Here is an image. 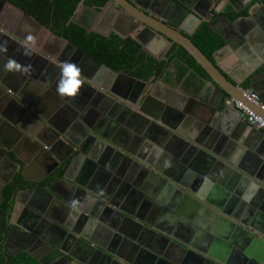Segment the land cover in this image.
Returning a JSON list of instances; mask_svg holds the SVG:
<instances>
[{
    "label": "crops",
    "instance_id": "1",
    "mask_svg": "<svg viewBox=\"0 0 264 264\" xmlns=\"http://www.w3.org/2000/svg\"><path fill=\"white\" fill-rule=\"evenodd\" d=\"M211 1V6L203 3L202 0H190L188 3H192V6L197 7L201 13L208 17L207 20L202 17V23L210 22L213 19L211 27L225 41V45L214 54L213 63L231 84L239 88H245L244 86L247 85L248 87L245 89H251L253 85L258 89V95H262L260 100L264 103V2L253 0L247 5L248 0H221L218 3L214 0ZM141 2L146 3L148 7H157V13H160L164 18L167 16L168 20L177 17L179 23L177 25L183 24L184 28L187 25V27L189 26L187 30L197 26L199 28L202 24H199L191 15L178 9L175 3L165 0L160 2L141 0ZM2 5L3 11L0 13V29L3 31L0 34V79L7 81V84L16 89L18 95L21 96V98H16V101L19 102L20 107L27 111L19 117L18 112L15 111L16 108L12 106V99L4 97V94L0 93L1 114H6L14 121L17 120L21 125L18 128H11L5 126L4 121H0V183L17 176L30 181L44 179L54 169V160L57 158L59 160L68 159L73 141H79V144L84 142V138H86L82 137L84 128L89 127L91 134L98 132L102 135H109L118 118L123 120L127 118L126 110L116 107L115 100L132 109L129 99L133 98L132 96L137 91H145L148 93L149 99L140 109L138 105L134 106L133 112L137 111L140 117L144 116L158 122L161 128L164 127L165 130L173 133L164 144H152L157 151L154 155L155 165L174 164L176 169L172 172L173 178L185 181L187 189H182L183 196L175 198L174 194L169 193L165 187L160 189L150 187L148 191L144 190V180L138 186L136 185L132 189L128 188L124 193L125 199H122L121 203L126 205V210L129 212L139 214L149 225L139 223L140 226L137 227L132 224V221L138 222L133 218L129 223L122 221V234L119 233L118 237L107 239V241L102 237L97 238L98 243L104 244L114 252L120 250L122 256L119 260L122 264L137 261H142L141 264H156L158 261L152 258L155 252L166 258L165 260L168 262L164 264H196L195 261L198 259L190 256L192 252L209 253L211 257L207 255L205 257L212 260L214 264H240L244 261V254L253 245H251L252 239L248 238L249 231H252L253 235L257 233L258 237L263 239L264 244V235L260 231L252 229V224L257 228H262L264 225V219L257 215L259 212L264 214V211L258 208L259 203H254L252 199L256 192H253L252 196L250 195V200L246 201L249 189H244L240 196L236 192V188L233 186L232 189L228 188V183L219 184L218 179L221 178L219 174L216 175L215 181L208 178L203 164L194 163L195 153L191 152L188 146H181V142L177 140V137L185 138L184 136H191L195 132L198 134V131L201 130V127L197 130L198 123H202L203 126L209 122L213 125L220 123L222 130H232L230 127L238 121L237 118H240L236 109L230 106L226 108L223 104L221 105V114L214 120L209 118L208 111L218 100V91L207 83L211 81L209 77L188 72L185 77L180 78L177 70L172 68L169 76L165 79L155 82L135 81L134 79L131 81L135 77L126 73L121 75V72L114 75L81 58V60L79 59L81 62L77 63L76 61L79 71L90 73L89 76L105 87L110 86L112 90L117 88L119 95L117 94V98H114L104 89H101L99 94L88 95V92L75 94L73 93L74 87H72L73 90H70L69 86L65 87L62 84L63 82L56 86L58 74L56 76V69L51 67L57 64L59 56L65 55L68 50V43L63 41L65 39L53 36L50 33L52 31L45 27L40 28L13 5L8 3ZM233 5L240 8V12H236ZM97 10V8L86 6L81 2L75 11L73 21L78 22L91 32L103 35L94 29L95 25L103 20L102 14ZM234 13H241V15L232 20L230 16ZM215 14L219 16L214 17ZM111 16L113 15L111 14ZM111 16L110 18L115 21V16ZM103 21L106 22V18ZM109 31V35L116 34L122 37L121 33L114 28H110ZM109 35L104 34V36ZM69 49L74 48L69 47ZM152 49L154 52L162 51L165 54L164 46L158 42ZM144 52L153 57L150 53ZM73 54L76 58L80 55L76 50H73ZM44 79H48L51 83L55 79V82L53 86H50ZM219 82L229 92L226 93V97L239 98L240 94L237 88L224 80H219ZM215 86L221 90L217 84ZM66 96H69L70 99L73 98L79 105L68 106L67 103L70 100H66ZM23 101L26 103L24 104ZM26 104H30L31 108L27 109ZM151 130L155 136H160V131L157 128H151ZM246 134H250L246 151L249 147L258 148L263 143V139L256 136L251 127L248 128ZM48 145L53 151L52 156L45 155V147ZM41 146L44 149L40 148ZM1 149L5 150L7 156L2 155ZM85 151L89 154L82 153L69 176L73 180L79 179L80 176L86 177L89 182L95 185L103 182L105 184L103 188H108L112 178L102 176L103 174L96 167V160L93 159V151L90 153L88 145ZM246 151L243 154V159L241 156L235 157L234 152L228 156L235 162L229 166L233 171L242 174L243 177H247L248 173H255V159L250 157ZM6 157L13 163H10ZM240 160L244 170L238 167ZM14 164L19 167L16 168ZM164 171H166V166L163 168ZM160 176L163 175L160 174ZM176 186L180 188L179 184ZM4 188H2L3 194ZM118 191H121V186L116 188L114 194ZM198 194L202 197L196 196ZM185 195L191 197L192 200L184 202ZM233 195L238 196L239 200L230 201V197ZM36 198L44 199L42 195L34 194H26L21 197V201L24 203L21 202L18 205L14 217L15 223L31 225V215L36 212L32 204L35 203ZM3 205L4 201L0 198L1 210L4 209ZM229 205L231 206L229 211L236 214L237 221L249 224L248 228L245 227L249 230V234H240L237 231L227 233L224 224L217 215L225 217L219 208L224 209ZM208 212L214 213L215 216ZM225 218L230 219V217ZM150 224L153 226L152 228ZM217 229L220 232L218 234L214 231ZM160 231L166 235L175 233L171 238L175 242L166 240L167 243L164 245L165 239L161 238ZM130 236H135L142 242L144 246L141 251L137 252L131 246L125 245L126 239L128 240ZM1 239L3 241V238ZM247 240L251 242L245 243ZM159 241L161 245L158 244ZM75 244H79L78 241ZM93 247L94 245L92 247L79 246L78 248L82 249L79 257L87 262L92 261L96 255ZM258 248L264 251V245H259L256 248L258 250L256 254H259ZM149 251L151 252L149 253ZM98 258L102 260V263L106 259ZM248 259L251 263L255 260L251 257ZM71 262L79 264L75 260ZM258 264H264V255H261V262Z\"/></svg>",
    "mask_w": 264,
    "mask_h": 264
},
{
    "label": "water",
    "instance_id": "2",
    "mask_svg": "<svg viewBox=\"0 0 264 264\" xmlns=\"http://www.w3.org/2000/svg\"><path fill=\"white\" fill-rule=\"evenodd\" d=\"M165 1L175 3L178 9L194 17L199 24L202 23L203 18L206 20L208 19V17L201 13L197 7L192 6V3L189 4L186 0ZM259 1L264 2V0ZM202 2L208 6H211L212 4L211 0H202ZM252 2L253 0H248L247 5ZM0 4H5V2L0 0ZM233 8L236 12H240V8L235 5H233ZM103 10L105 12L107 11L112 13V15L115 16V20L118 16L119 21L124 20L128 24H132L133 27L127 33H121L120 35H122L123 38L133 36V38L142 45L143 50L150 53L157 60L163 59L165 54L174 44L183 47L211 79V81L207 82L208 85L216 88L218 91V100L212 106L211 110L208 111L209 118L214 120L221 114L220 110L222 104L224 107L228 108L226 101L234 97H226V93L229 92L226 90L225 86L219 82V80H224L238 90H240V88L231 84L226 79L222 71L213 62H211V60H209L190 39V36L196 32L198 26L194 28L192 27L189 30L184 29L183 26L178 27L166 17H161V14L155 12L152 6L148 7L146 5H142L134 0H109ZM23 14L25 17L33 20L37 26L44 28L33 18L29 17L25 13ZM140 25H143L144 29L138 30L137 28L140 27ZM2 32V29H0V34H2ZM50 33L58 38V36L52 32ZM63 41H66L70 46L77 50L80 55L75 59V63L73 65H66V62L64 63V61H59V70L63 72L65 76L72 79V81H76L82 86L85 85L88 88V95L91 93L99 94L100 90L104 89L114 98H117V94L114 91L109 90L107 86L105 87L96 79L86 75V73L80 72L81 70H77L74 65L76 64V61L79 63L81 62V58H84L86 62H91V64L102 67L107 72L113 73L114 75L119 73L83 52L75 44L67 40ZM156 42L164 46L163 52L165 54H163L162 51L160 53L153 51L152 48ZM82 65L85 66L83 63ZM120 74L123 75L124 73L121 72ZM56 79V86L61 82H63L62 84L65 87L71 85L70 83L68 85V82L65 80L60 81L58 77ZM133 79L135 81H142L137 78H132L131 81H133ZM46 80L45 82L47 84L53 86L55 79H53L54 81H52V83L48 81V79ZM6 82L7 81L0 79V85H2V87H0V93L4 94V97L12 99V106L16 108L15 111L18 112L20 117L21 114L27 110L20 107L19 102L16 101V98H21V96L16 92V89ZM216 84L221 88V90L215 86ZM251 89L256 94H259L258 89L254 88L253 85L251 86ZM258 96L261 98L262 95ZM67 99L70 100L69 96H66V100ZM148 99V93L145 91H137L136 94L134 93L133 98L130 101L132 109L137 105L140 109V107L144 106ZM23 103L25 104L26 102L23 101ZM115 105L118 108L126 110L127 118L125 120L118 118L115 127L112 128L113 130L111 134L102 135L98 132H92L91 134L89 127L84 128L85 130L82 133V137H86L84 138V142H82V144H79V141L72 142L70 155L67 160H59L58 158L57 160H54L56 167L52 169V171L44 179L30 181L24 178L29 184L34 183V185L37 186L35 189H33L32 186H28V188L24 190H28L31 194L35 195L42 194L44 199L38 200L36 198L35 203L32 204V207L36 209V212H33V217H36L33 219L30 226L18 224L14 222V217L18 210V205L21 203L20 196L23 194V189L17 188L15 190L12 197L13 204L10 211L7 214L0 211V235L3 234L2 231L6 225L5 221L7 220L8 222L7 231L3 234V245L10 241L13 237H16L20 241L25 239L23 243H25L29 248H32L35 245H41L46 249V252L51 253L52 255L50 259L45 262L43 261V258H41V255L44 254H39L37 252L38 250H23L34 257L40 264H74L70 259L77 261L79 264H93L91 261L87 262L82 259L80 260L68 253V249L71 248V243L78 241L79 244H76L77 246L86 245L88 247H92L94 245L93 250H95L96 255L93 260L96 258L99 259L98 257H104L106 259L105 261L103 260L104 262L102 264H108L106 260L110 261L109 264H122L119 260L120 256H122L120 254V250H117V252L112 251L111 249L105 247L104 244H99L97 238L102 237L107 241V239L109 240L110 238L118 237L119 233L122 234L123 232L121 229V222L124 221V223H129L132 221L131 218L138 221L137 223L132 221V224L137 227L140 226L139 223L142 225H149L146 220L139 216V214L137 215V213L129 212L126 210V205L121 203L122 199H125L124 193L127 189H132V187L136 185L138 186V184L144 180V190L147 189L148 191L150 187H156L158 189L165 187L169 193L174 194L175 198L183 196L182 189H187V183L185 181H181L180 179L173 178L174 175L172 172L175 171L176 166L174 164H169L168 166L166 164L157 166L154 162V155H156L157 151H155L156 149L152 144H164L173 133L165 130L164 127L161 128L159 123L152 119L150 120L144 116L140 117L137 111L133 112L132 109L126 107L124 104L118 103L116 100ZM26 108H31L30 104H26ZM237 113L240 117L238 111ZM2 118H4V120H2ZM237 119L238 121L230 127L232 130H222L219 125L220 123L218 125H213L209 122L205 126H203L202 123H198L197 130L201 127L198 134L195 132L191 136H184L187 139L177 137V140L181 142V146H188L191 152L195 153L196 160L194 163L203 164V169L205 170V173H208V178L215 181L216 175L219 174V176H221V178L218 179L219 184L224 185L225 182L228 183V188L232 189L233 186L236 188V192H238V195L240 196L244 189H249V195L245 198L246 201L250 200V195L252 196L253 192H256L255 197H252L253 202L257 204L259 203L258 208H261L264 211V131L257 130L249 126L241 119V117ZM0 121H4L5 126H9L11 128L21 127L17 120L14 121V119L8 118L6 114H1V112ZM161 123L163 124L164 122ZM150 126L154 129L157 128L160 131V136H155L153 131H150ZM250 127L252 128V131L255 132L256 136L263 139V143L258 148L249 147V149H247L248 151H246V146L248 144V140L250 139V134H246V131ZM129 144H131V147H129ZM87 145L88 149L90 148V153L93 151V159L96 160V167L99 171H101L103 174L102 176L105 178H112V182L108 188H103L105 186L103 182H99V184L95 185L94 183L89 182L86 177L80 176L79 179L73 180L69 176L76 161L81 158L82 153L85 152V154H89V152L86 153L85 151ZM40 148L44 149L42 146ZM50 148L51 147L49 145L45 147V155H53V151ZM1 150L2 155L7 156L5 150ZM245 151L250 157L255 159V173H248L247 177H243L242 174L232 170L229 165L234 164L235 162L228 157L231 152H234L235 154H232L235 157L238 158L241 156L243 159ZM7 160L10 163L12 162L9 158H7ZM14 166L16 168L19 167V165L16 164H14ZM165 166L166 171L163 172V168ZM60 167H62L63 170L62 174L59 176L56 174L53 176V179L45 181ZM238 167L239 169L244 170L241 160ZM160 174L163 176H160ZM230 176H232V178H230ZM13 180L14 178H10L0 183V198H4L2 188L10 185ZM177 184L180 185V188H177ZM120 186L121 191L114 194L116 188H119ZM196 196L202 197L200 194ZM191 200V197L185 195L184 202L187 203ZM238 200V196L233 195L230 197V201L232 202ZM229 207L231 208L229 205L224 209H219L223 212L225 217H230V219L217 215L218 219L224 224L227 233L229 234L231 231H237L240 234L250 233L248 238L252 239V242L247 240L245 243L251 242V245L253 244L247 251L248 253L245 251L246 254H244V261L240 264H246L247 262L249 264H258L261 262V255H264V251L258 248L259 254H256L258 252L256 248L259 245H264L263 239H260L257 233H254L253 235L252 231L247 229L249 224L246 222H240L239 220L237 221L236 214L230 212ZM208 213L212 216L214 215V213ZM257 215L259 218L264 219V214H262V212L257 213ZM150 226L151 228L153 227L151 224ZM252 227V229L260 231L262 235H264V225L262 228H257L256 225L252 224ZM214 231L217 234L220 233L218 229L217 231ZM159 233H161V238L167 241L171 240L175 242V240L171 239L175 233L173 235H166L162 231ZM125 245L131 246L137 252L141 251L144 246L135 236L128 237V240L126 239L125 241ZM39 252L41 253L40 250ZM150 252L151 251H149V253ZM145 253L148 255L147 252ZM205 255L211 257L209 253L205 254L204 252L201 254L199 252H192L190 256L198 258L197 264H214V262L207 259ZM250 257L255 259H253L254 261L252 263L251 261L249 262L248 258ZM152 258L153 260L158 261V264L160 262H168L165 260L166 258L162 257L161 254L157 252H155ZM127 263L141 264L143 262L137 261L135 263Z\"/></svg>",
    "mask_w": 264,
    "mask_h": 264
},
{
    "label": "trees",
    "instance_id": "3",
    "mask_svg": "<svg viewBox=\"0 0 264 264\" xmlns=\"http://www.w3.org/2000/svg\"><path fill=\"white\" fill-rule=\"evenodd\" d=\"M13 5L29 17L33 18L41 26L49 29L53 34L64 38L75 44L83 52L92 56L99 62L116 72H123L132 77L146 82H155L169 76L172 68L177 70L180 78L185 77L188 72H194L203 77H208L203 68L195 59L181 46L174 44L165 57L157 60L148 56L142 45L133 36L122 38L116 34L109 36L99 35L82 27L73 21L78 5L83 2L86 6L102 8L109 0H1ZM216 3L221 0H214ZM240 14H232V20ZM219 16L215 14L214 17ZM27 18V17H26ZM29 19V18H28ZM213 20V19H212ZM210 22L202 23L196 32L190 36L193 43L203 54L214 62V54L220 50L225 41L216 32ZM33 21V20H32ZM245 88L248 86L245 85ZM59 169L57 174H62ZM24 181L17 176L13 182L4 190V214H7L13 204L12 197ZM0 264H39L36 259L26 253L17 256L5 255L0 249Z\"/></svg>",
    "mask_w": 264,
    "mask_h": 264
},
{
    "label": "flooded vegetation",
    "instance_id": "4",
    "mask_svg": "<svg viewBox=\"0 0 264 264\" xmlns=\"http://www.w3.org/2000/svg\"><path fill=\"white\" fill-rule=\"evenodd\" d=\"M134 1H136V2H138V3H140V4H142V5H146V3L144 4V3H142L141 2V0H134ZM149 1V0H148ZM161 1V0H160ZM159 0H157V2H160ZM186 1H190V0H186ZM145 2V1H144ZM2 7H3V5L2 4H0V13H2L1 12V10H2ZM157 7H154L153 8V10L155 11L156 10V12L158 11V9H156ZM104 9V7H102V8H98V10H97V12H99L100 14H103L105 11L103 10ZM3 11V10H2ZM111 14L112 13H109V12H105L103 15H102V17H103V20L106 18V22L105 21H103V20H100L99 21V23L97 24V25H95V27H94V29L96 30V31H98V32H101L102 34H105V35H109V29L110 28H114V30H116V31H119L120 33H127L133 26H132V24H128L126 21H118V19H119V17L117 16V18H116V20L115 21H113L111 18H110V16H111ZM181 15V14H180ZM177 16V15H176ZM175 16V17H176ZM105 17V18H104ZM111 17H113V16H111ZM167 17V16H166ZM169 17V16H168ZM169 19H171V22L173 23V24H175V25H177V17L176 18H169ZM124 22V23H123ZM179 24V23H178ZM178 27L179 26H183V24H180V25H177ZM186 27V29H188V27H187V25H185ZM184 28V27H183ZM184 28V29H185ZM138 30H142V29H144V26L143 25H140V27H138L137 28ZM68 46V50H66V53H65V55H62V56H59V58L57 59L58 60V62H57V64H55V65H52L51 67H53V68H55L56 69V74H58V78L60 79V81L61 80H65V81H67L68 82V85H69V83L71 84V86H69L70 87V89H71V87H74V90H73V88H72V90H73V93H75V94H77V93H80V94H85V93H87L88 92V88L85 86V85H79L76 81L74 82V81H72V79H70L69 77H67V76H65L64 74H63V72H61L60 70H59V67H60V62L59 61H64V63L67 65H73L75 62V59H76V56L73 54V50H75V49H69V47H72V46H70L69 44L67 45ZM77 51V50H76ZM75 66V68L78 70V68L76 67V64L74 65ZM80 72H82V71H80ZM54 73L52 72V75H53ZM51 75V74H50ZM86 75H90V73H86ZM77 86V87H76ZM69 87H68V89H69ZM108 87V89L109 90H112V88L110 87V86H107ZM117 89V88H116ZM116 89L114 88L112 91H114L116 94H118L119 93V91H118V89H117V91H116ZM119 95V94H118ZM133 97V96H132ZM132 99V98H131ZM131 99H129L130 101H131ZM70 103V104H69ZM69 103H67L68 104V106H70V107H74V106H76V105H79V104H77L76 103V101L73 99V98H71L70 99V101H69ZM117 107V106H116ZM56 164H54L53 166H54V168L56 167L55 166ZM59 169H62V167H60ZM59 169H57L56 171H55V173H53L52 175H50V177H48L45 181H48V180H50V179H53V176L54 175H56L57 174V171L59 170ZM57 176H59V174H57ZM15 178V177H14ZM54 178H56V177H54ZM21 179L25 182L24 183V185H21V186H19V189H23V195H21L20 196V201H21V197H23L24 195H26V194H31L28 190H24V189H27L28 188V186H32V188L33 189H35L37 186H35L34 185V183H28V181H26L24 178H22L21 177ZM7 187V186H6ZM5 187V188H6ZM5 188H4V190H5ZM31 195H33V194H31ZM35 195V194H34ZM40 195H42V194H40ZM1 199H3V201H4V198H1ZM21 202H23V201H21ZM24 203V202H23ZM0 211L3 213V211H5V209H3V211L0 209ZM32 217V220L31 221H33V219L36 217V216H34L33 217V214L31 215ZM30 221V222H31ZM7 220L5 221V227H4V229H3V231H2V233L4 234L5 233V231H7ZM3 234H2V237H0V249L1 250H3L4 251V253H5V255H12V256H17L18 254H20V253H26V254H28V255H30L29 253H27V252H25V251H23V250H28V251H36V250H38L37 252L39 253V254H44V255H46V256H44V255H41V258H43V261L45 262L46 260H48V259H50V257L52 256L51 255V253H48V252H46V249L45 248H43L41 245H35V246H33L32 248L30 247H28L25 243H23L24 242V240L25 239H22V241H20V240H18L16 237L14 238H12L10 241H8L6 244H4L3 245V242H2V239L1 238H3ZM14 236V235H13ZM165 242H163V244L164 245H166V243H167V241L166 240H164ZM76 242H74V243H72L70 246L71 247H73L72 249H69L68 250V253L70 254V255H72V256H75V257H77L78 259H80L81 260V258L79 257L80 255H81V253H82V249L81 248H78L79 246H77L76 244H75ZM159 245H161V242L159 241V243H158ZM35 249V250H34ZM39 250L41 251V253L39 252ZM31 256V255H30ZM99 256V255H98ZM163 256H165V257H167L166 255H163ZM32 257V256H31ZM95 257V256H94ZM34 258V257H33ZM35 259V258H34ZM196 259H198V258H196ZM71 261H73L72 259H70ZM191 261V260H190ZM38 262V261H37ZM106 262L109 264L110 263V261L109 260H106ZM197 262H198V260H196L195 261V263L197 264ZM39 263V262H38ZM91 263H93V264H102V260L101 259H94L93 261H91ZM163 264H164V262H162ZM40 264V263H39ZM60 264H63V263H60Z\"/></svg>",
    "mask_w": 264,
    "mask_h": 264
},
{
    "label": "built area",
    "instance_id": "5",
    "mask_svg": "<svg viewBox=\"0 0 264 264\" xmlns=\"http://www.w3.org/2000/svg\"><path fill=\"white\" fill-rule=\"evenodd\" d=\"M240 96L245 102L239 99L230 98L226 101L227 106L236 109L243 121L249 126L264 131V103L258 94L251 89L240 88Z\"/></svg>",
    "mask_w": 264,
    "mask_h": 264
},
{
    "label": "bare ground",
    "instance_id": "6",
    "mask_svg": "<svg viewBox=\"0 0 264 264\" xmlns=\"http://www.w3.org/2000/svg\"><path fill=\"white\" fill-rule=\"evenodd\" d=\"M235 99H239V100H241V102H242V101H243V102L246 101V100L244 101V99L242 98V96H239V98H235Z\"/></svg>",
    "mask_w": 264,
    "mask_h": 264
},
{
    "label": "rangeland",
    "instance_id": "7",
    "mask_svg": "<svg viewBox=\"0 0 264 264\" xmlns=\"http://www.w3.org/2000/svg\"><path fill=\"white\" fill-rule=\"evenodd\" d=\"M3 8V7H2ZM2 11V10H1Z\"/></svg>",
    "mask_w": 264,
    "mask_h": 264
}]
</instances>
